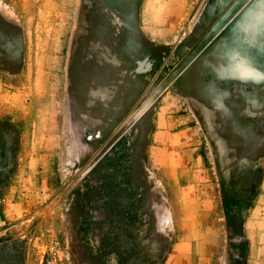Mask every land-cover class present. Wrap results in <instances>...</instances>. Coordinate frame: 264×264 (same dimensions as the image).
<instances>
[{
    "label": "rangeland",
    "instance_id": "374dc122",
    "mask_svg": "<svg viewBox=\"0 0 264 264\" xmlns=\"http://www.w3.org/2000/svg\"><path fill=\"white\" fill-rule=\"evenodd\" d=\"M251 2L0 0V264H264Z\"/></svg>",
    "mask_w": 264,
    "mask_h": 264
},
{
    "label": "snow or ice",
    "instance_id": "6c2138e0",
    "mask_svg": "<svg viewBox=\"0 0 264 264\" xmlns=\"http://www.w3.org/2000/svg\"><path fill=\"white\" fill-rule=\"evenodd\" d=\"M245 0H240V3H244ZM255 0L248 3L244 11L241 13V31L248 32L256 26L259 21L261 26H264V6L259 11L254 8ZM247 71L254 72V68H248Z\"/></svg>",
    "mask_w": 264,
    "mask_h": 264
}]
</instances>
